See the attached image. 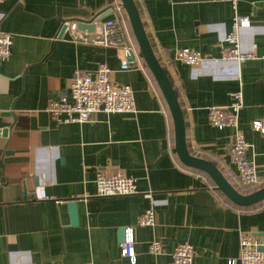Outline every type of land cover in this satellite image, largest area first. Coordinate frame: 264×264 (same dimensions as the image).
<instances>
[{
	"label": "crops",
	"instance_id": "crops-1",
	"mask_svg": "<svg viewBox=\"0 0 264 264\" xmlns=\"http://www.w3.org/2000/svg\"><path fill=\"white\" fill-rule=\"evenodd\" d=\"M109 1L0 2V31L12 37L9 56L0 60V130H8L0 132V264H130L119 251L127 227L134 264H168L182 242L193 246V264L237 260L242 232L264 236V203L249 210L227 203L208 175L202 179L179 161L169 110L148 70H121L115 49L60 33L63 22L89 19ZM135 2L177 90L189 149L237 187L228 154L232 129L211 125L206 108L226 106L241 89L239 126L251 144L246 155L264 179V134L251 127L253 120L264 123V0ZM236 14L250 20L239 30L241 50L256 56L241 63L222 58ZM183 47L203 59L177 61ZM100 63L112 70L113 82L131 86L137 112L98 113L84 123L53 118L48 102L69 91L76 70L94 71ZM103 169L134 177L136 192L98 195L95 179ZM70 199L77 201L78 225L71 224ZM151 207L155 223L138 225ZM152 239L162 242V254L149 253Z\"/></svg>",
	"mask_w": 264,
	"mask_h": 264
},
{
	"label": "built area",
	"instance_id": "built-area-1",
	"mask_svg": "<svg viewBox=\"0 0 264 264\" xmlns=\"http://www.w3.org/2000/svg\"><path fill=\"white\" fill-rule=\"evenodd\" d=\"M110 4L113 17H106L96 22L93 31L78 28V21H65L61 25L60 33L67 30L69 38L77 43L113 48L117 52L121 70H128L136 65L147 73L144 62L139 59V48L120 1L111 0ZM249 25L250 20L246 16L237 14L233 16L231 29L222 39L223 59L241 63L256 57L254 54L243 52L239 45V30ZM11 43V34L0 31V60H5L9 56ZM131 58L134 60L137 58L136 64ZM174 58L181 63L193 65L199 63L203 56L198 51L183 47L176 50ZM111 72L112 70L104 63H100L94 71L76 70L69 91L50 100L46 111L60 122L76 123L92 121V117L98 113L135 114L137 109L131 86L113 82ZM230 97V102L226 106L213 105L206 108L208 121L218 129L226 127L232 129L228 154L230 161L236 167L237 188L254 191L264 186V179L258 175L254 157L246 155L251 144L246 141L239 126V112L243 106L242 90L232 91ZM251 127L264 134L263 121L253 120ZM200 177L205 179L203 174H200ZM95 183L97 193L101 196L130 195L136 192L135 178L123 174L120 169L100 170ZM137 223L140 226H152L155 223L154 208H147L139 216ZM134 244L133 229L127 227L124 229L123 240L119 243V251L130 264H134L137 259ZM239 247L238 259H230L228 264H264V236L242 232ZM148 251L153 255L162 254L164 252L162 242L158 239L150 240ZM170 256L168 264H193L195 251L190 243L182 242L173 248Z\"/></svg>",
	"mask_w": 264,
	"mask_h": 264
},
{
	"label": "water",
	"instance_id": "water-1",
	"mask_svg": "<svg viewBox=\"0 0 264 264\" xmlns=\"http://www.w3.org/2000/svg\"><path fill=\"white\" fill-rule=\"evenodd\" d=\"M111 1V0H110ZM110 1L108 5L101 11L93 14L89 19H77L78 28L87 31H93L96 22L107 17L111 13ZM129 21L133 36L139 48V57L144 61L147 69L150 71L155 80L162 97L165 100L169 110L174 133V148L179 161L190 168H194L206 173L214 183V187L220 190L224 196L232 203L238 206H251L264 200V186L250 193H242L233 186L223 175L221 170L210 160L193 155L188 148L186 139V125L184 112L179 102L177 93L173 87L172 79L166 68H164L151 45L143 24L141 14L135 0H119ZM65 29V28H64ZM63 32V31H62ZM134 60V58H131ZM2 134H6L8 130L3 128L0 130ZM69 213L71 216V224L78 225V209L77 201L70 199L68 203ZM263 234V233H258ZM124 237V229L123 236ZM121 240V241H122ZM128 260V259H127Z\"/></svg>",
	"mask_w": 264,
	"mask_h": 264
},
{
	"label": "trees",
	"instance_id": "trees-1",
	"mask_svg": "<svg viewBox=\"0 0 264 264\" xmlns=\"http://www.w3.org/2000/svg\"><path fill=\"white\" fill-rule=\"evenodd\" d=\"M143 62H144V61H143ZM144 64H145V63H144ZM145 66H146V65H145ZM146 68H147V67H146ZM147 70H148V69H147ZM148 71H149V70H148ZM149 72H150V71H149ZM153 80H154V79H153ZM154 82H155V80H154ZM155 84H156V82H155ZM172 84H173V82H172ZM156 86H157V84H156ZM173 87H174V84H173ZM157 88H158V86H157ZM158 89H159V88H158ZM174 89H175V91H176V93H177V90H176L175 87H174ZM159 91H160V90H159ZM177 96H178V94H177ZM178 99H179V96H178ZM188 148H189V146H188ZM189 151H190L193 155H195L190 149H189ZM196 156H197V155H196ZM185 167H186L187 169H190V170H193V171L197 172L198 174H205V175H207L206 173H204V172H202V171H200V170H197V169H194V168H190V167H187V166H185ZM210 180H211V179H210ZM211 184L214 186V183H213L212 180H211ZM236 188H237V187H236ZM215 190H216V193L218 194V196H220L221 198H223L224 201H226L227 203H231V204H233L234 206L239 207V208H241V209H247V210H249V209L257 208V207L261 206V204L264 203V200H263V201H261V202L255 204V205H251V206H246V207H244V206H238V205L232 203L230 200H228L220 190H218V189H216V188H215ZM237 190H239V191L242 192V193H250V192H253V190H250V191H243V190H241V189H239V188H237Z\"/></svg>",
	"mask_w": 264,
	"mask_h": 264
}]
</instances>
